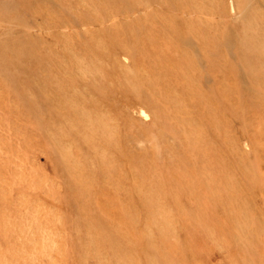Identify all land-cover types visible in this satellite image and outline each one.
<instances>
[{"label": "rangeland", "instance_id": "rangeland-1", "mask_svg": "<svg viewBox=\"0 0 264 264\" xmlns=\"http://www.w3.org/2000/svg\"><path fill=\"white\" fill-rule=\"evenodd\" d=\"M0 264H264V0H0Z\"/></svg>", "mask_w": 264, "mask_h": 264}, {"label": "bare ground", "instance_id": "bare-ground-1", "mask_svg": "<svg viewBox=\"0 0 264 264\" xmlns=\"http://www.w3.org/2000/svg\"><path fill=\"white\" fill-rule=\"evenodd\" d=\"M143 113V112H142Z\"/></svg>", "mask_w": 264, "mask_h": 264}]
</instances>
